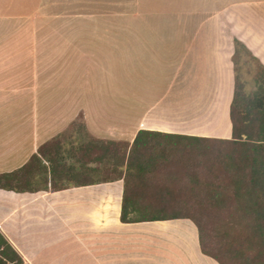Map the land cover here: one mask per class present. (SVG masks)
I'll list each match as a JSON object with an SVG mask.
<instances>
[{
    "label": "crops",
    "instance_id": "crops-1",
    "mask_svg": "<svg viewBox=\"0 0 264 264\" xmlns=\"http://www.w3.org/2000/svg\"><path fill=\"white\" fill-rule=\"evenodd\" d=\"M54 15L75 21L66 35L76 41L61 47L76 90L58 99L48 73L39 97L22 90V71L51 48L32 44L37 25L51 27ZM238 44L264 68V0H0V114L7 105L21 117L0 142V176L16 178L0 185V233L25 264H219L189 219L121 217L140 133L146 169L158 164L163 135L233 140ZM122 152L118 175L102 178Z\"/></svg>",
    "mask_w": 264,
    "mask_h": 264
},
{
    "label": "rangeland",
    "instance_id": "rangeland-1",
    "mask_svg": "<svg viewBox=\"0 0 264 264\" xmlns=\"http://www.w3.org/2000/svg\"><path fill=\"white\" fill-rule=\"evenodd\" d=\"M60 12V7H54V14ZM68 13L74 15L75 7L70 6ZM66 20L63 22L54 15L51 27L44 23L37 25V37L34 34L32 44L35 40L38 49L45 45L51 48L46 54H36L37 66L22 71V78L26 80L22 90L39 97L45 90L42 85L49 74L52 83L47 82V88L59 94L57 99L66 88L76 90V71L63 67L61 59L62 45L76 44L72 36L66 35L75 21ZM4 41L12 45L14 39L7 37ZM73 55L76 54L70 53L65 59L71 61ZM236 60L240 97L235 113L239 129L254 139L264 138V71L245 53H241ZM31 61L34 62V55ZM25 65L29 66L27 63ZM73 78L75 80L70 81ZM36 79L41 86L36 85ZM71 103L76 109L77 102ZM41 105L43 108L42 102ZM79 105L82 107L84 103ZM4 109V114H0V142L10 140L8 133L13 131L12 125L17 117L13 115L11 107L6 105ZM26 109L31 111L32 106ZM19 118L20 115L16 120ZM183 141L164 140L169 144H166V151L162 152L158 164L153 163L145 168L154 175L142 176L144 182L139 176L131 179L129 186L142 185L141 190L133 189L132 192L138 198L135 204H140L137 209L143 211L133 215L132 219L170 215L173 208L186 207L189 211L182 215L200 222L210 254L217 256L224 264H264V145L249 141L246 135L242 141L231 144ZM115 157L110 159V167H102V178L118 175L120 161ZM254 165L255 170H252ZM3 185L10 186L11 183L5 179Z\"/></svg>",
    "mask_w": 264,
    "mask_h": 264
},
{
    "label": "trees",
    "instance_id": "trees-1",
    "mask_svg": "<svg viewBox=\"0 0 264 264\" xmlns=\"http://www.w3.org/2000/svg\"><path fill=\"white\" fill-rule=\"evenodd\" d=\"M239 47H240V44H238L237 55H239ZM237 55H236V59H237ZM236 59H234V61L236 62V66H237V60ZM261 68L264 71V68L263 67H261ZM239 95H240V79L238 77L237 85H236L235 99H234V102L232 105V121H233V131H234V136H233L232 141L208 140V139H200V138H194V137H189V138L177 137V138H172L171 140L182 139L185 142L189 141V142H193L195 144H200V143L201 144H204V143L231 144L233 142L237 143V142L242 141V137L244 135H246L249 141H253L254 143H256L258 145H264V138L254 139L249 133L240 131L237 120H236V113H235L237 106H238V103H239V97H240ZM141 134H143V133H140V135L137 137V139L134 142V149L132 150V154L130 156V160H129L128 166H127L126 196L124 199V208H123L122 217H121L122 222L134 223V222H142V221H165V220L189 219L192 222H194V224L198 227L202 252L205 255L216 260L219 264H224L217 256H213L212 254H210L208 252L206 244H205L204 230H203V227L200 224V222L197 221L196 219L192 218V217L182 215L183 212L186 213L185 211H189L186 207L181 208V206H179V207L173 208L174 210H172L173 214L171 213L170 214L171 216L167 214L165 216H153L150 218L143 217V218L132 219V216L137 215L138 213L130 212L129 205H132L133 207H138V208L140 207L139 202H136V204H135L137 197L134 195L135 193L132 192V190L133 189L141 190L142 185L139 186V185L133 184L132 186H129V184L131 182V179L133 180L135 176L142 177L147 173V170H145V168H144V164H143L144 161L141 160V156L137 155V154H139V152H141L140 149L138 148L139 143L144 142L141 139ZM163 136L165 137V139L161 140L162 142L164 140L168 141V140H170L168 138L172 137L169 135H163ZM163 143L165 144L164 151H166L167 145L169 143L168 142H163ZM97 147H99V146L96 145L95 148H97ZM102 151H103V149H102ZM115 156H116L115 158H117L120 161V166H118V168H120V167L122 168L124 166V163H125L126 153H124V152L116 153ZM111 160L108 159V162L106 165L107 167H110V164H111L110 161ZM252 170H255V165L252 167ZM109 178H111L110 175H109ZM5 179L10 181V183H11L10 186L3 185V181ZM15 179L16 178H14V176L12 174L0 176V185L4 186V188H13L14 184H16ZM144 181H145V178L142 177V182H144ZM137 204H138V206H137ZM142 212H140V213H142ZM10 263L11 264H25V262L21 258V256L14 250V248L10 245V243L0 233V264H10Z\"/></svg>",
    "mask_w": 264,
    "mask_h": 264
},
{
    "label": "bare ground",
    "instance_id": "bare-ground-1",
    "mask_svg": "<svg viewBox=\"0 0 264 264\" xmlns=\"http://www.w3.org/2000/svg\"><path fill=\"white\" fill-rule=\"evenodd\" d=\"M73 106H75V105H73ZM71 111V110H70ZM175 228V227H174ZM182 231V230H181ZM164 232V231H163ZM187 235V234H186ZM172 238H173V235H172ZM186 244V243H185ZM183 250V249H182ZM190 250V249H189ZM195 253H196V251H195ZM194 254V253H193ZM191 255V254H190ZM186 257V256H185ZM192 257V256H191ZM187 258V257H186ZM194 258V257H193ZM167 261V260H166Z\"/></svg>",
    "mask_w": 264,
    "mask_h": 264
}]
</instances>
